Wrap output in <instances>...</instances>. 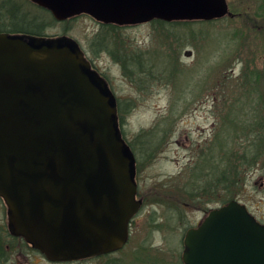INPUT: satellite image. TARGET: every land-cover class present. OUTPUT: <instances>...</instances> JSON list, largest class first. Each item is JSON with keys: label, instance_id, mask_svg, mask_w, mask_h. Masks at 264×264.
Listing matches in <instances>:
<instances>
[{"label": "water", "instance_id": "95a60500", "mask_svg": "<svg viewBox=\"0 0 264 264\" xmlns=\"http://www.w3.org/2000/svg\"><path fill=\"white\" fill-rule=\"evenodd\" d=\"M57 21L211 20L226 0H30ZM135 160L104 78L60 36L0 34V198L11 234L52 261L119 250L129 235ZM264 264V226L236 201L185 232L184 264Z\"/></svg>", "mask_w": 264, "mask_h": 264}, {"label": "rangeland", "instance_id": "374dc122", "mask_svg": "<svg viewBox=\"0 0 264 264\" xmlns=\"http://www.w3.org/2000/svg\"><path fill=\"white\" fill-rule=\"evenodd\" d=\"M226 1L234 18L116 31L85 16L56 23L46 11L27 6L37 23H48L42 32L78 44L116 99L138 195L147 196L129 227L125 252L133 249L135 262L123 264H178L186 230L230 200H244L264 217V0ZM22 2L0 0L1 21L7 11L17 17ZM102 36L145 58L134 67L119 66L99 50ZM176 189L180 197L164 198ZM195 190L197 198L187 195Z\"/></svg>", "mask_w": 264, "mask_h": 264}, {"label": "flooded vegetation", "instance_id": "af4514ba", "mask_svg": "<svg viewBox=\"0 0 264 264\" xmlns=\"http://www.w3.org/2000/svg\"><path fill=\"white\" fill-rule=\"evenodd\" d=\"M3 5L4 3L3 4L1 3L2 7ZM16 6H17L16 12L20 16L17 15V17H13L6 10L8 14L7 18L1 21L2 15H0V34L17 35V36H22L26 38L57 37L56 35H48L42 32L45 29V27L48 25V23H37L36 17L27 8V6L46 11L50 15L52 21L56 23H60V24L62 23V24L68 25L67 22H69L70 20L74 18L80 17V16H85V17L90 18L88 15L80 14V15H77L71 18H67L62 21H57L52 16V14L49 12V10L33 3L30 0H23L22 3H18ZM230 17L234 18V16H230ZM17 19L21 20L22 23H15ZM96 23L98 24L100 28H104V26H108V25H114L115 26L114 31H116L119 28H123V27L145 25V24L153 23V22L149 21V22H141L138 24H129V25L128 24L120 25V24H112V23L105 24L101 22H96ZM98 36H100V34H98ZM99 46H100L99 50L102 53L111 55L113 59H115V62L119 66H122V67L126 66L129 63H131V66L134 67L137 64V58L139 60H141L142 58H145V54L137 55V53L135 52V49L128 46L127 43L124 42V44H121L120 41H116L114 38H111V37L104 38V36H102ZM83 54L88 59L87 55L84 52ZM90 65L93 69H95L94 65L91 62H90ZM127 70L131 71L130 66H129V69L127 68ZM98 74L102 78H104V76H102L100 72H98ZM255 171H257V169H255ZM244 176H247L246 172L244 173ZM259 178L262 180L260 185L264 184V174L262 173V171H260ZM138 194H139V188L137 185L136 198L142 201L141 207H144L146 200H147V196H140ZM179 194H180L179 190L176 189L175 197L177 198ZM238 202L244 205L246 209L248 210V212L260 224L264 225L263 216H260L255 211L251 210L249 206L247 205V203L244 202V200H241ZM138 216L139 214L136 217ZM128 247H129V244L127 242L125 245L121 247L120 250H117L112 253L99 255V256H91V257L72 260V261H52L43 252L34 248L31 244L27 243L21 236L11 234L8 228V218H7L6 206L2 198H0V264H123L125 260L133 263L135 262V260H133L134 250L131 249L126 253L125 251ZM178 264H182V262L178 261ZM243 264H248V261L247 260L243 261Z\"/></svg>", "mask_w": 264, "mask_h": 264}, {"label": "trees", "instance_id": "16d2710c", "mask_svg": "<svg viewBox=\"0 0 264 264\" xmlns=\"http://www.w3.org/2000/svg\"><path fill=\"white\" fill-rule=\"evenodd\" d=\"M155 23H160V24H165V23H163L162 21H160V20H153ZM184 22H191V21H188V20H182V21H172L171 22V24L172 25H176V24H178V23H184ZM105 27V26H104ZM107 28H109V29H111V30H114L115 29V26L114 25H108V27H106V29ZM153 61V60H152ZM171 73H173L174 71H170ZM122 116L120 115V112H119V109H118V122L120 123L122 120ZM251 131H250V133L252 134L253 132H256V130H252V129H250ZM259 130L262 132V135H261V138H263L262 139V145L264 146V122L260 125V127H259ZM247 131H245V133H246ZM220 143H222V139L220 140ZM219 145H221V144H218V147H217V151L219 152V150L221 149V147L219 146ZM251 148V147H250ZM252 150H256L257 149V145H255L254 146V148H251ZM223 168H225V166L223 167ZM188 190H192V187H190V188H187ZM194 189H195V187H194ZM190 191H188L187 192V195L189 194V195H191V198H193L194 197V199L195 198H197L198 196H195L196 195V190L195 191H192L191 193H190ZM194 195V196H193Z\"/></svg>", "mask_w": 264, "mask_h": 264}]
</instances>
